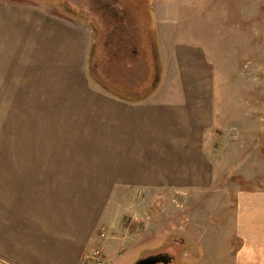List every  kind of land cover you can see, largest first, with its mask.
I'll use <instances>...</instances> for the list:
<instances>
[{"label": "crops", "instance_id": "obj_1", "mask_svg": "<svg viewBox=\"0 0 264 264\" xmlns=\"http://www.w3.org/2000/svg\"><path fill=\"white\" fill-rule=\"evenodd\" d=\"M212 2L152 0V39L159 41L164 74L142 91L87 76L94 25L89 29L44 4L0 0V111L7 106L9 122L0 128V264H88L85 256L93 249L102 246L105 253L114 246L116 239L101 240L99 229L114 230V216L126 200H138L128 215L145 221L126 232L140 242L170 239L175 256L195 244L204 250L200 264H208L200 236L217 237L221 224L206 214L190 226L191 210L176 206L168 213L170 224L150 226L156 220L143 218L142 201L216 194L217 167L210 155L221 123L216 74L224 80L228 68L217 51L225 50L223 41L238 42L239 48L247 33L240 20L228 29L226 17L214 20ZM232 2L246 10V18L240 17L245 22L256 19L264 5ZM261 27L264 19L249 33L264 39ZM234 200L231 215L223 214L230 220L226 235L240 243L232 264H264V189Z\"/></svg>", "mask_w": 264, "mask_h": 264}, {"label": "rangeland", "instance_id": "obj_2", "mask_svg": "<svg viewBox=\"0 0 264 264\" xmlns=\"http://www.w3.org/2000/svg\"><path fill=\"white\" fill-rule=\"evenodd\" d=\"M22 1L29 4H44L54 13L67 15L89 29H93V25L97 28V35L91 30L92 39L87 61L88 77L91 75L98 81L146 91L156 82L158 74L159 77L164 74V60L162 63L159 60V41L152 39L157 30L152 10L149 9L152 0ZM212 3V10L216 14L214 20L226 17L225 19L229 20L226 29L232 27V22L240 20L243 23V30L247 33L246 39L241 41L239 48H237L238 42L223 41L221 48L225 50L217 51L220 58L224 59L225 56L228 68L224 73V80L220 73L216 74L215 106L216 111L220 113L221 123L214 131L210 145L211 159L217 167V181L213 186V192L216 194L194 193L186 201L179 199L152 201L147 197L142 201L144 204L142 216L144 219L156 220L151 221L150 226L168 225L170 224L168 213L173 212L176 206L177 210L188 208L191 213H188L189 223H187L195 226L199 221H203L202 217L207 218L206 214H209V221L221 224L219 229L222 231L219 230L217 237L213 232L206 237V233L200 236L201 247L207 249V262L232 264L240 243L234 237L226 235L231 231L230 220L223 214L228 212L231 215L233 203L236 202L234 198H237L238 194L264 189V58H260L261 53H264L262 49L264 39L259 36L255 38L249 33L250 27L252 29L256 22H263L264 5L261 6L256 19L245 22L241 19L246 18V10L236 8L232 0H213ZM123 28L130 30L133 38L126 37L128 35H125ZM261 29L264 31V28ZM211 30L216 34L214 27ZM233 53H236L234 58ZM165 60L168 65L169 58ZM159 64H162L161 72ZM167 82L170 84V80ZM251 84L252 89H250ZM22 85L25 86L26 83ZM165 88H168L166 83ZM6 108L7 106L3 105L0 111V114L2 113L0 128L9 127V122L5 119L8 118ZM239 108L242 109L241 114L238 112ZM233 177H241L243 181L234 180ZM138 204V200L122 201L119 217L116 216L118 214L114 216L116 225L114 230H107L104 226L99 229L100 233L101 229L105 228L108 234V239L101 240L110 244L112 236L116 239L113 247L105 248V257L109 260V264H136L147 252L161 250L173 254L175 251V244L170 239L140 242L136 233L126 232L132 224L138 222L139 225L145 224V221H137L136 218L128 215L136 211ZM157 210L163 217L158 216V213L155 215ZM215 210H220L221 213H216ZM109 220L108 215L107 221ZM111 222L113 223V219ZM125 227L127 229L123 232L121 229ZM193 246L195 256L189 247L177 250L178 264H200L204 250L195 244Z\"/></svg>", "mask_w": 264, "mask_h": 264}, {"label": "flooded vegetation", "instance_id": "obj_3", "mask_svg": "<svg viewBox=\"0 0 264 264\" xmlns=\"http://www.w3.org/2000/svg\"><path fill=\"white\" fill-rule=\"evenodd\" d=\"M186 247H189L190 251H192L193 256H195L194 249L191 244L186 245ZM143 258L154 259L157 262L156 264H178L177 262L179 260V253L177 252V255L175 256V254L173 255L172 253L170 254L166 251H159L154 254L143 256Z\"/></svg>", "mask_w": 264, "mask_h": 264}, {"label": "built area", "instance_id": "obj_4", "mask_svg": "<svg viewBox=\"0 0 264 264\" xmlns=\"http://www.w3.org/2000/svg\"><path fill=\"white\" fill-rule=\"evenodd\" d=\"M107 237V232L103 228L100 231V238L105 239ZM85 262L88 264H107L105 253L102 246L93 249L89 254L85 256Z\"/></svg>", "mask_w": 264, "mask_h": 264}, {"label": "water", "instance_id": "obj_5", "mask_svg": "<svg viewBox=\"0 0 264 264\" xmlns=\"http://www.w3.org/2000/svg\"><path fill=\"white\" fill-rule=\"evenodd\" d=\"M157 262L151 258H141L136 264H156Z\"/></svg>", "mask_w": 264, "mask_h": 264}, {"label": "trees", "instance_id": "obj_6", "mask_svg": "<svg viewBox=\"0 0 264 264\" xmlns=\"http://www.w3.org/2000/svg\"><path fill=\"white\" fill-rule=\"evenodd\" d=\"M90 64H91V61H90ZM233 179H234V180H242V181H243V179H242L241 177H233ZM242 181H241V182H242Z\"/></svg>", "mask_w": 264, "mask_h": 264}]
</instances>
